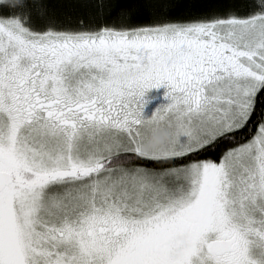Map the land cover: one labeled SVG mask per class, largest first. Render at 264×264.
Instances as JSON below:
<instances>
[{
	"label": "snow or ice",
	"instance_id": "1",
	"mask_svg": "<svg viewBox=\"0 0 264 264\" xmlns=\"http://www.w3.org/2000/svg\"><path fill=\"white\" fill-rule=\"evenodd\" d=\"M0 264H264V0H0Z\"/></svg>",
	"mask_w": 264,
	"mask_h": 264
},
{
	"label": "clouds",
	"instance_id": "2",
	"mask_svg": "<svg viewBox=\"0 0 264 264\" xmlns=\"http://www.w3.org/2000/svg\"><path fill=\"white\" fill-rule=\"evenodd\" d=\"M167 139V134L166 133H159L157 135H154L151 137L149 144L147 147H152L155 145L162 144L165 140Z\"/></svg>",
	"mask_w": 264,
	"mask_h": 264
},
{
	"label": "trees",
	"instance_id": "3",
	"mask_svg": "<svg viewBox=\"0 0 264 264\" xmlns=\"http://www.w3.org/2000/svg\"><path fill=\"white\" fill-rule=\"evenodd\" d=\"M224 2H226V3L231 2V3H235V4H240L242 2V0H224ZM90 11H94V10L89 9V8H79L76 10V14L87 15Z\"/></svg>",
	"mask_w": 264,
	"mask_h": 264
},
{
	"label": "rangeland",
	"instance_id": "4",
	"mask_svg": "<svg viewBox=\"0 0 264 264\" xmlns=\"http://www.w3.org/2000/svg\"><path fill=\"white\" fill-rule=\"evenodd\" d=\"M157 91L159 92V94H160V99L162 100V99H163V97H162V93H163V91H164L163 88H161V89H159V90H152V91L149 93V95L156 94ZM154 106H155V102H154L153 104H150V105H149V108L154 107Z\"/></svg>",
	"mask_w": 264,
	"mask_h": 264
}]
</instances>
